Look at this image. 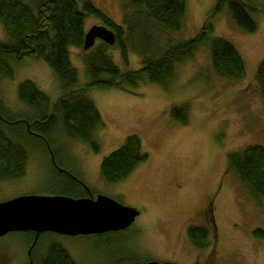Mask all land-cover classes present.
Returning a JSON list of instances; mask_svg holds the SVG:
<instances>
[{
	"label": "rangeland",
	"instance_id": "1",
	"mask_svg": "<svg viewBox=\"0 0 264 264\" xmlns=\"http://www.w3.org/2000/svg\"><path fill=\"white\" fill-rule=\"evenodd\" d=\"M91 1L114 22H122L126 0ZM245 1L257 24L254 31L240 28L226 3L186 0L181 26L170 31L166 41L176 43L192 37L209 19L213 28L210 35L226 38L241 54L244 77L231 80L217 75L203 43L189 59L176 63L166 84L145 80L135 86L87 91L103 121L96 131L99 149L95 151L86 141L57 130L52 138L56 157L62 166L76 172L91 192L110 196L139 213L129 227L117 231L76 235L45 231L35 249L36 259L54 240L64 245L76 264L167 258L188 264L192 255L182 242L185 224L216 191V233L221 250L218 264H264V237L254 234L256 228L264 229V200L252 197L226 164L229 152L250 143L264 145V101L255 81L264 57V0ZM94 24L104 22L95 16L86 17L85 31ZM162 36L166 40L165 33ZM0 40H9L1 23ZM99 42L96 39L88 49L69 48L77 70L76 86L88 82L83 54ZM126 46V59L117 44L109 45L108 52L121 70L139 68L142 57L138 42ZM11 65L13 76L0 77V105L5 112L21 117L39 115L18 97V84L26 78L48 94L51 104L57 101L61 80L45 61L25 56L11 61ZM182 117H186L185 123L180 121ZM129 134L141 138L148 159L124 180L107 182L100 174V162ZM12 137L25 146L29 160L23 176L0 181V201L22 194L48 196L57 192L58 172L48 159L44 143ZM29 239L27 232L19 231L0 236V264H29ZM205 252L197 253L203 256Z\"/></svg>",
	"mask_w": 264,
	"mask_h": 264
},
{
	"label": "trees",
	"instance_id": "2",
	"mask_svg": "<svg viewBox=\"0 0 264 264\" xmlns=\"http://www.w3.org/2000/svg\"><path fill=\"white\" fill-rule=\"evenodd\" d=\"M218 1L227 4L229 13L240 28L245 31L256 29L257 24L245 0ZM125 2L122 22L117 23L91 0H0V23L9 37L7 41L0 40V77H12L11 61L28 56L45 61L62 84V91L57 101L52 103V108L48 94L33 80L26 78L19 82V99L38 110V116L11 115L0 105V181L17 179L26 170L28 152L12 136L24 141L34 138L54 148V135L63 131L86 141L95 151L99 149L96 131L103 121L94 102L87 96L90 89L135 86L145 80L166 84L176 63L189 59L203 43L208 47L211 66L217 75L231 80L245 76L246 67L241 54L226 38L210 35L213 28L209 19L192 37L176 43L166 42L170 40L167 34L181 26L186 0ZM88 16H95L112 29L114 44L120 47L123 58L127 57L126 44L138 42L142 65L121 70L108 52L109 44L100 40L83 54L88 82L76 86L77 70L71 63L69 48L83 47L85 18ZM164 33L166 40L162 36ZM255 81L264 101V57L258 64ZM172 110L175 111V107ZM180 121L185 123L186 117ZM147 159L148 153L143 149L141 138L137 134H129L101 160L99 171L107 182L117 183ZM226 164L252 197L264 200V145L250 143L240 150L231 151L227 154ZM63 175L59 177L57 192L74 197L86 195L87 190H66L61 182L72 178L67 173ZM254 234L263 238L264 229L256 228ZM43 235L39 234L35 249ZM188 235L196 246L205 245V233L199 228L190 227ZM35 249L34 264H76L60 242L50 241L40 259H36Z\"/></svg>",
	"mask_w": 264,
	"mask_h": 264
},
{
	"label": "water",
	"instance_id": "3",
	"mask_svg": "<svg viewBox=\"0 0 264 264\" xmlns=\"http://www.w3.org/2000/svg\"><path fill=\"white\" fill-rule=\"evenodd\" d=\"M96 39L111 45L115 42V34L104 24H94L85 31L83 48H90ZM138 213L136 208L103 194H97L95 198L22 194L0 201V236L32 230L35 242L38 234L45 231L67 235L116 231L129 227ZM118 264L176 263L151 259Z\"/></svg>",
	"mask_w": 264,
	"mask_h": 264
},
{
	"label": "flooded vegetation",
	"instance_id": "4",
	"mask_svg": "<svg viewBox=\"0 0 264 264\" xmlns=\"http://www.w3.org/2000/svg\"><path fill=\"white\" fill-rule=\"evenodd\" d=\"M23 57H25V56H23ZM20 119H25V118H20ZM2 120H5V119H2ZM54 149L55 148H51L49 146H46L48 159L50 160L52 166L56 169V171L59 172V173H57L58 176L62 177V176H64L63 175L64 173H67L68 176H70L72 178V180L62 181L61 182L62 186H64V188L66 190H78V189L79 190H81V189L87 190L86 195L78 196V197L92 196L93 198H95L98 193L96 194V193L91 192L89 190L88 186L86 185V183L76 175V172L72 171L70 168L62 166L61 163H59L58 158L56 157V155L58 153ZM28 160H29V154H28L27 162H28ZM31 160L34 161V158L32 157ZM26 168H27V166H26ZM174 185H175V187L180 186V184H174ZM55 194H62V193L54 192L52 195H55ZM63 195H66V194H63ZM72 197H74V196H72ZM215 197H216V191L213 192L201 206H199L197 209H195L191 213L189 219L187 220V223L185 224V227L183 230L184 232H183V236H182V240H183L182 242H183V245L186 247V249H188V251H191V255H192V258L189 260L188 264H218L217 255H218L219 251H221V250L220 249L218 250V244H217L218 238H217V233H216L217 225H216V221H215V216H216V214H215V210H216ZM249 201L253 202V200H249ZM190 227H193L194 229L199 228V231L205 233V240H206L205 245H203L202 247H198L192 242L191 238L188 235V229ZM124 229H126V228H124ZM110 231H112V230H109L106 232H110ZM19 232H27V234L30 235L29 245L27 246V249H26L27 260H28L29 264H31V263L34 264L33 251L35 249V246H36V243H37V240H38L40 233L38 234V237L36 238V241L34 242V239H35V232L34 231L28 230V231H19ZM41 233H43V232H41ZM139 236H140V234L137 235V240H138ZM198 251L199 252L206 251V252L203 254V256H201L200 254L197 253ZM148 260H151V259H147L144 261H142V260H122V261H118L116 264L121 263V262H126V261L145 262ZM162 261H173L176 264L178 262L176 259H170V258L164 259Z\"/></svg>",
	"mask_w": 264,
	"mask_h": 264
}]
</instances>
